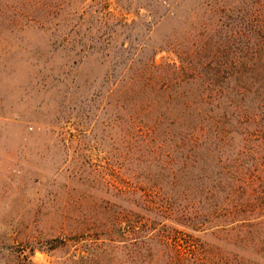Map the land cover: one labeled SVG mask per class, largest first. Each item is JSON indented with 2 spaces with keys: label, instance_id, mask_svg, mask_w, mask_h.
I'll return each instance as SVG.
<instances>
[{
  "label": "rangeland",
  "instance_id": "obj_1",
  "mask_svg": "<svg viewBox=\"0 0 264 264\" xmlns=\"http://www.w3.org/2000/svg\"><path fill=\"white\" fill-rule=\"evenodd\" d=\"M167 1L0 0V264H264V0Z\"/></svg>",
  "mask_w": 264,
  "mask_h": 264
},
{
  "label": "trees",
  "instance_id": "obj_2",
  "mask_svg": "<svg viewBox=\"0 0 264 264\" xmlns=\"http://www.w3.org/2000/svg\"><path fill=\"white\" fill-rule=\"evenodd\" d=\"M158 2H162L163 4H168V1L167 0H158ZM174 68V71H178V70H180V69H178V67L177 66H174L173 67ZM180 68V67H179ZM253 72L251 71H249V72H237V73H235L234 75H236L237 77H238V79H240V82H245L246 80L247 81H249V79L251 80V78H249L251 75H253L252 74ZM214 79H218V78H221L222 77V71L221 70H218L217 72H215L214 74ZM189 107V104L188 105H186V107Z\"/></svg>",
  "mask_w": 264,
  "mask_h": 264
}]
</instances>
